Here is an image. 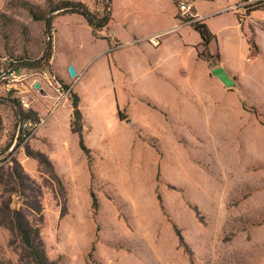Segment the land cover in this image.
I'll use <instances>...</instances> for the list:
<instances>
[{
  "label": "rangeland",
  "instance_id": "obj_1",
  "mask_svg": "<svg viewBox=\"0 0 264 264\" xmlns=\"http://www.w3.org/2000/svg\"><path fill=\"white\" fill-rule=\"evenodd\" d=\"M58 1L0 0V65L39 62L48 39L45 21L33 14L51 19L52 36L50 10ZM69 1L94 12L106 7L105 0ZM177 22L183 26L179 12ZM120 44L111 41L112 50ZM38 114L0 94V264H36L12 211L39 230L47 264H264V145L177 143L174 128L171 135L169 128L140 129L137 144L102 147L120 169L102 177L92 170L81 191L47 163L26 174L17 155L25 144L15 136ZM86 147L92 169L96 157ZM15 173L29 179L17 181Z\"/></svg>",
  "mask_w": 264,
  "mask_h": 264
},
{
  "label": "crops",
  "instance_id": "obj_2",
  "mask_svg": "<svg viewBox=\"0 0 264 264\" xmlns=\"http://www.w3.org/2000/svg\"><path fill=\"white\" fill-rule=\"evenodd\" d=\"M177 1L112 0V22L98 35L81 15H54L50 62L79 98L84 141L96 162L91 169L80 135L72 130L71 101L51 112L25 146L19 145L27 175L41 167L25 152L29 146L45 155L66 185L85 191L92 170L102 177L111 167L120 169L102 147L137 144L140 129L169 128L171 135L174 128L170 137L177 143L190 138L264 145V10L244 17L232 9L241 0H183L215 36L209 51H218L220 61L213 67L198 56L202 39L194 27L178 26ZM107 37L120 47L112 50ZM153 38L160 39L157 45ZM219 67L231 86L213 74ZM42 104L37 110L45 113L51 100Z\"/></svg>",
  "mask_w": 264,
  "mask_h": 264
},
{
  "label": "built area",
  "instance_id": "obj_3",
  "mask_svg": "<svg viewBox=\"0 0 264 264\" xmlns=\"http://www.w3.org/2000/svg\"><path fill=\"white\" fill-rule=\"evenodd\" d=\"M260 0H241L240 4L232 9L236 12H242L247 16L252 5ZM178 12L182 24H192L200 18L195 14L193 8L186 1L179 0ZM152 43L157 45V38L151 39ZM0 65V93L19 103V106L26 111H35L39 120L36 123L32 119H26L20 125V142L26 145V142L34 135L35 131L41 126L48 116L55 109L64 106L73 99L72 87L65 83L53 68L52 63L43 64L38 68H26L17 66V62L6 60ZM39 86L36 88V86ZM44 98L51 100V107L47 111L39 112L37 106L42 104Z\"/></svg>",
  "mask_w": 264,
  "mask_h": 264
},
{
  "label": "trees",
  "instance_id": "obj_4",
  "mask_svg": "<svg viewBox=\"0 0 264 264\" xmlns=\"http://www.w3.org/2000/svg\"><path fill=\"white\" fill-rule=\"evenodd\" d=\"M105 1H106V7L102 12H99V11L94 12L86 4L82 2H75V1H69V0H61V1L56 2V4H54L51 7L50 12L54 13V15L56 14L81 15L82 17H84L86 22L92 27L94 33L98 35V32L103 31L104 29L108 28V26L110 25L113 19L112 18V0H105ZM177 3H179V0L177 1ZM260 9L264 10V0H260L259 2L254 3L252 7L249 9V12L260 10ZM33 16L36 20L45 21L46 23L45 35L48 39V42L46 44L44 56L39 60V62H37V64L36 62H34L33 64H25L19 67H26V68L36 67L37 68L38 66H40L41 61L43 60L45 61L43 64L48 63L52 56V36H51L52 22H51V19H45L35 13L33 14ZM191 25L199 33L202 39V44H201L202 50L198 52V56L204 60L209 61L213 67L218 66L219 61H220V55L218 53L211 54V52L209 51L210 44L213 41H215L214 34H212V32L209 30L204 20H201V19L196 20ZM107 39L110 40V42L115 41L111 39L110 37H107ZM72 104L74 107V113H73L74 119H73L72 127H73L74 132L80 135V138H81L80 146L82 150L87 154L89 150L86 147L83 137H82L83 116L79 108V98L76 95H73ZM120 117H122L121 114H120ZM28 118L30 119V117ZM28 153L29 155H34L41 163H47L51 166L50 162L45 157V155L41 153H32L31 151H28ZM27 178L25 175L15 173V179L17 181L25 180ZM92 199H93L94 206H97V198L94 192H92ZM5 209L9 211L10 208L6 206ZM11 215H13V218L11 219H14V221L16 222V225H17L16 228L20 232L24 244L31 251V254L33 256L35 263L36 264H47V257L41 248L42 247L41 244L38 242V239L40 238L39 230H35L32 232V230L28 229L25 216L19 214V212L12 211ZM33 236H35L36 239H33Z\"/></svg>",
  "mask_w": 264,
  "mask_h": 264
},
{
  "label": "water",
  "instance_id": "obj_5",
  "mask_svg": "<svg viewBox=\"0 0 264 264\" xmlns=\"http://www.w3.org/2000/svg\"><path fill=\"white\" fill-rule=\"evenodd\" d=\"M69 72H70V75H71L72 78H74L76 76V71H75L73 66L69 67ZM213 74H215L216 76L220 77L225 82V84H227L228 86L232 85V83L228 80L227 75L223 71L222 68H220V67L219 68H215L213 70ZM38 87L39 86L37 85L36 88H38Z\"/></svg>",
  "mask_w": 264,
  "mask_h": 264
}]
</instances>
